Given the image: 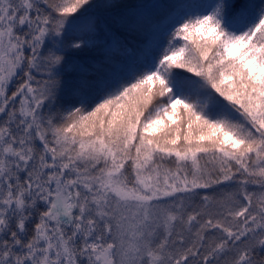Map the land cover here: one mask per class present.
Listing matches in <instances>:
<instances>
[{
    "label": "snow or ice",
    "instance_id": "6c2138e0",
    "mask_svg": "<svg viewBox=\"0 0 264 264\" xmlns=\"http://www.w3.org/2000/svg\"><path fill=\"white\" fill-rule=\"evenodd\" d=\"M0 264H264V0H0Z\"/></svg>",
    "mask_w": 264,
    "mask_h": 264
}]
</instances>
